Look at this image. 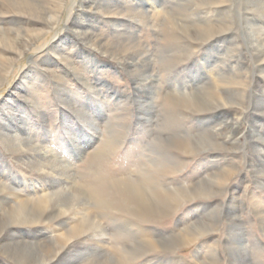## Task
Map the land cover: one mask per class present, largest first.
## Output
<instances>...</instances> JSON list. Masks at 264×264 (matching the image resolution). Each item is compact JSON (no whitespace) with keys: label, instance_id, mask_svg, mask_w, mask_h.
I'll return each instance as SVG.
<instances>
[{"label":"rangeland","instance_id":"1","mask_svg":"<svg viewBox=\"0 0 264 264\" xmlns=\"http://www.w3.org/2000/svg\"><path fill=\"white\" fill-rule=\"evenodd\" d=\"M40 261L264 264V0H0V264Z\"/></svg>","mask_w":264,"mask_h":264},{"label":"bare ground","instance_id":"2","mask_svg":"<svg viewBox=\"0 0 264 264\" xmlns=\"http://www.w3.org/2000/svg\"><path fill=\"white\" fill-rule=\"evenodd\" d=\"M21 1V0H20ZM28 2V1H27ZM26 3V2H25ZM263 3V2H262ZM261 3V4H262ZM149 4V3H148ZM263 5V4H262ZM30 8V7H29ZM45 9V8H44ZM158 9H160V7L158 8ZM30 10V9H29ZM36 11V10H35ZM159 13V12H158ZM44 15V14H43ZM46 15V14H45ZM152 25V24H151ZM197 94H195V96H196ZM14 121L17 123L15 126H14V128L13 129H9L10 131L9 132H6L5 133V138L7 139V141H9V142H13L14 141V143H15V145L14 146H17V147H19V148H24V149H28L29 148V146L30 145H32L33 143H35V141L34 140H29V146L25 143V135H26V130L24 129V124H23V119L21 118V117H16V119L14 118ZM7 127H9V126H7ZM32 137V136H31ZM26 138H27V136H26ZM33 138V137H32ZM74 138V137H73ZM30 150V149H29ZM33 155V154H32ZM41 156H43L42 155V153H36L35 155H33V156H28V158H31V157H33V158H40ZM44 161V160H43ZM38 163H39V165H40V167H41V169H45L46 168V165L45 164H43L40 160L38 161ZM58 171V170H57ZM57 171H51V173H49V174H51L52 175V173L54 174V176H56L57 175V177H55L54 178V180L52 181V182H50V183H45V184H43L42 185V187L45 189V190H50V186L51 185H53L54 184V182H56V183H59V185H64V184H66L65 182H64V180L62 179V173H60V172H57ZM51 178H52V176H51ZM127 181V180H126ZM127 185V184H126ZM137 186V185H136ZM51 187H53V186H51ZM6 188V187H5ZM39 188V187H38ZM3 189V188H2ZM129 189V188H128ZM220 190V189H219ZM22 193V192H21ZM147 193V192H146ZM14 195H15V197L16 198H19V196L21 195V194H18V193H13ZM30 194V193H29ZM135 194V193H134ZM139 195V194H138ZM136 196V195H135ZM50 196H45V198H43V203H45L44 205H45V207H47L48 206V204L49 203H47L48 202V198H49ZM85 198V197H84ZM71 199V198H70ZM62 200V199H61ZM136 200H140V199H137L136 198ZM12 201V200H11ZM10 203V202H9ZM13 203V202H12ZM86 204V203H85ZM7 205H9V204H7ZM20 205V204H19ZM57 205V204H56ZM87 206V205H86ZM6 207V206H5ZM89 208V207H88ZM17 211H16V213H14V216H16V217H18L16 220H14V221H12V222H10V223H6L7 225H6V230H7V234L9 235V232H10V230H12V228H13V226H15L17 223H22V222H24V223H27V224H36L37 222H38V218H36V215L34 214V215H32V214H30V213H24V210L23 209H16ZM42 210V209H41ZM1 211H2V209H1ZM42 214V213H41ZM87 214V213H86ZM91 214V213H90ZM89 214V215H90ZM91 216V215H90ZM89 216V217H90ZM86 219V218H85ZM3 221V220H2ZM91 220H89V222H90ZM92 223V225H93V221L91 222ZM98 223V222H97ZM83 225V224H82ZM100 229V233H98V236H100V235H103L104 234V232H105V230H104V227L101 225V224H98L97 225V229ZM11 233V232H10ZM95 233V232H94ZM107 233V232H106ZM17 234V232H15L14 234H11V238H13V240H12V242H14V244L15 245H28V243L27 242H25V241H19V242H17V243H15V235ZM95 236H97L96 234H94ZM21 240H24V239H21ZM100 240H102V239H100ZM28 241V240H27ZM6 245V244H5ZM10 246H11V243L9 244ZM99 246V245H98ZM33 248V247H32ZM31 248V249H32ZM22 250V249H21ZM31 251V250H30ZM20 252V251H19ZM35 252V251H34ZM36 254V253H35ZM29 257V256H28ZM30 263V262H29ZM39 264H44V262L43 261H40V262H38ZM115 264H117V263H115Z\"/></svg>","mask_w":264,"mask_h":264}]
</instances>
